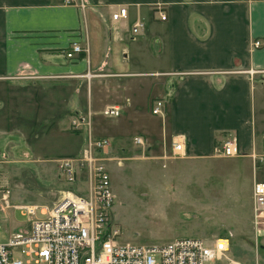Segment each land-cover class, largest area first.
Instances as JSON below:
<instances>
[{"label":"crops","instance_id":"0c3cea01","mask_svg":"<svg viewBox=\"0 0 264 264\" xmlns=\"http://www.w3.org/2000/svg\"><path fill=\"white\" fill-rule=\"evenodd\" d=\"M86 1L82 13L63 0H0V141L11 134L5 119L21 114L37 121L43 111L45 129L89 112L92 134L103 108L118 106L114 136H139L148 152L180 140L184 154L207 157L235 134L239 156L264 155V48L252 44L264 41V0ZM120 7L127 16L113 21ZM72 42L88 52L67 59Z\"/></svg>","mask_w":264,"mask_h":264},{"label":"rangeland","instance_id":"374dc122","mask_svg":"<svg viewBox=\"0 0 264 264\" xmlns=\"http://www.w3.org/2000/svg\"><path fill=\"white\" fill-rule=\"evenodd\" d=\"M42 87L39 84L37 92ZM74 114L50 121L45 129L48 119L43 111L37 121L32 120L33 113L21 114L16 122L5 119L11 134L0 141V241L30 228L26 210L15 205L36 206L35 217L43 218L42 210L50 209L67 191L56 161L77 154L86 137L84 129L72 128ZM31 120L36 134L27 135ZM92 124V134L109 141L105 159L114 193L111 214L120 228V241L148 245L197 237L209 243L227 237L228 250L218 264L230 260L264 264L262 238L256 241L251 227L252 184L264 180V164L255 167L251 158L215 152L202 158L152 153L132 138L114 136V130L122 128L118 117L100 113ZM4 194L10 206L5 205Z\"/></svg>","mask_w":264,"mask_h":264},{"label":"built area","instance_id":"2783aa9c","mask_svg":"<svg viewBox=\"0 0 264 264\" xmlns=\"http://www.w3.org/2000/svg\"><path fill=\"white\" fill-rule=\"evenodd\" d=\"M65 4L77 7L82 13L86 0H63ZM127 9L118 8L111 14L113 21L125 19ZM160 19L165 14L160 11ZM144 28L141 20L132 27V35ZM254 48H264V41L255 40ZM82 52H88L77 42H72L65 53L73 59ZM250 74L254 70H248ZM166 99L153 101L151 114L163 113ZM104 116L118 117V106H106ZM72 128L86 131L85 141L75 155L59 158L56 170L68 184V189L48 210H42L43 218L35 217L36 206L15 205L24 208L28 214L30 228L26 233L12 234L6 241H0V264H218L228 250V238L222 237L205 242L197 237L173 238L164 243L148 245L120 241L121 231L111 214L114 193L111 187L110 171L105 155L109 141L90 133V113L75 115ZM237 136L229 135L216 144L213 152L221 155H239ZM134 142L143 144L141 137ZM183 142L172 141V153H183ZM253 166L264 164V155L251 154ZM90 190L84 193V189ZM6 206H10L7 195H2ZM251 227L257 241L264 236V180H254L251 190ZM227 264H244L230 260ZM257 264V263H256Z\"/></svg>","mask_w":264,"mask_h":264},{"label":"bare ground","instance_id":"6f19581e","mask_svg":"<svg viewBox=\"0 0 264 264\" xmlns=\"http://www.w3.org/2000/svg\"><path fill=\"white\" fill-rule=\"evenodd\" d=\"M236 145H237V143H236ZM57 162V161H56ZM69 187V186H68ZM90 190V188L89 187H86L85 189H84V193H86V192H88Z\"/></svg>","mask_w":264,"mask_h":264}]
</instances>
